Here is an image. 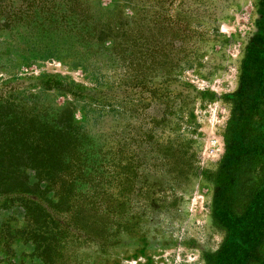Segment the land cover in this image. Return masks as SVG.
<instances>
[{
	"label": "rangeland",
	"instance_id": "rangeland-1",
	"mask_svg": "<svg viewBox=\"0 0 264 264\" xmlns=\"http://www.w3.org/2000/svg\"><path fill=\"white\" fill-rule=\"evenodd\" d=\"M258 3L0 0V160L54 165L43 209L0 201V264L211 262ZM263 172L264 154L240 173L237 212Z\"/></svg>",
	"mask_w": 264,
	"mask_h": 264
},
{
	"label": "trees",
	"instance_id": "trees-1",
	"mask_svg": "<svg viewBox=\"0 0 264 264\" xmlns=\"http://www.w3.org/2000/svg\"><path fill=\"white\" fill-rule=\"evenodd\" d=\"M258 4L257 34L242 62L239 88L230 97L232 111L225 133V154L214 188L212 219L227 231V236L209 264L264 263V172L260 183L245 197L243 209H235L240 173L254 168L264 154V142L259 137L264 131L260 117L263 110L259 108L264 88V0ZM253 53L259 54L262 61L255 68L251 66ZM251 76L256 84L246 88ZM53 167L51 160H0V201L21 196L26 212L31 211L30 206L43 209V188L53 189Z\"/></svg>",
	"mask_w": 264,
	"mask_h": 264
}]
</instances>
